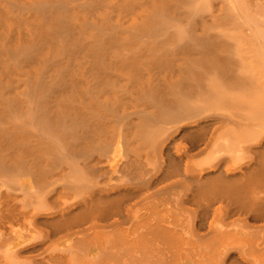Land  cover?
<instances>
[{
  "label": "bare ground",
  "instance_id": "6f19581e",
  "mask_svg": "<svg viewBox=\"0 0 264 264\" xmlns=\"http://www.w3.org/2000/svg\"><path fill=\"white\" fill-rule=\"evenodd\" d=\"M0 264H264V0H0Z\"/></svg>",
  "mask_w": 264,
  "mask_h": 264
}]
</instances>
